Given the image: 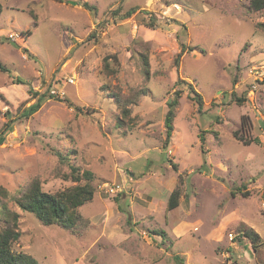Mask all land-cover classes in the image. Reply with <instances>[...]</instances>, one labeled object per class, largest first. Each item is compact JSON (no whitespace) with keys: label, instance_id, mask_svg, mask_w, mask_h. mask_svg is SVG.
Listing matches in <instances>:
<instances>
[{"label":"rangeland","instance_id":"obj_1","mask_svg":"<svg viewBox=\"0 0 264 264\" xmlns=\"http://www.w3.org/2000/svg\"><path fill=\"white\" fill-rule=\"evenodd\" d=\"M0 9V62L6 66L0 70V128L11 120L0 140V204L19 213L14 251L30 254L36 264H221L227 231L246 225L264 236V84L249 92L247 74L251 64L264 63V8L253 10L250 0H0ZM9 33L22 38L12 41ZM104 59L111 70L103 69ZM70 75L65 100L31 90ZM179 79L202 96L200 110ZM137 89L147 93L129 105L131 119L118 126L121 115L110 94ZM179 89L171 145L164 148L166 102ZM232 92L244 101L237 104ZM38 98L40 107L22 116ZM243 114L258 142L232 137ZM130 155L135 159L126 162ZM71 165L90 170L95 186L92 200L79 208L86 221L76 231L43 224L10 199L34 179L48 192L75 184ZM129 165L145 174L156 169L164 181L176 178L181 204L167 218L162 204L153 208V219L105 217L106 199L114 197L101 186L130 182ZM262 242L254 252L243 250L237 262L264 264Z\"/></svg>","mask_w":264,"mask_h":264},{"label":"trees","instance_id":"obj_2","mask_svg":"<svg viewBox=\"0 0 264 264\" xmlns=\"http://www.w3.org/2000/svg\"><path fill=\"white\" fill-rule=\"evenodd\" d=\"M63 2L66 0H56ZM81 4V3H77ZM84 4V5H83ZM83 6L90 8V5L87 2H84ZM250 7L253 10H259L264 8V0H250ZM134 11L129 9L125 15L128 16ZM1 12V9H0ZM153 25V24H150ZM14 43V42H13ZM15 45H17L15 43ZM18 46V45H17ZM25 50V47H22ZM184 52V46L182 45L181 50L174 58L175 66L178 65L179 59ZM29 58L33 56L30 53H26ZM103 69L111 70L109 67V62L106 59L103 61ZM143 71L145 77L149 76V65L146 59L143 60ZM0 70L6 71V66L0 62ZM15 81L18 82V78H15ZM178 81V80H177ZM178 82L186 83L188 86V97L190 100L198 104L199 110L203 105L202 96L195 90L193 85L187 82L184 79H179ZM236 78L234 77L233 83L235 84ZM147 90L137 89L133 90L128 95H122L117 92H112L110 96L113 98L116 107L118 108L121 117L117 118L116 123L119 124L124 122V118L130 120L131 108L130 104H136L137 99L141 95H145ZM181 90H176L174 97L170 98L167 103V111L164 116L163 124L165 128V139L164 146H166L171 138L173 131V120L175 117V111L178 103V98L180 96ZM232 95L235 97V93L232 92ZM43 94L40 96L42 97ZM40 99L38 98L34 103L31 104L27 109L24 108L22 111V116L30 115L35 112L40 107ZM65 100V99H64ZM237 104H241L244 99L235 97L234 99ZM67 101V100H66ZM79 110V108H78ZM240 126L238 129L232 131V137L243 143L250 144L251 142H258L256 137H250L249 132L251 129V122L247 115H241ZM11 120L6 121L3 126L0 128V140L5 137L9 132ZM200 140V148L202 152L204 151L205 138L203 132L198 134ZM59 153V152H58ZM62 158V155H60ZM68 176L76 182L75 184L57 190L53 192L44 191L41 188L40 182L38 179H34L30 182L28 186L21 190H17L10 199L14 204L20 208L22 211H27L33 213L35 217L40 220L43 224L46 225H57L65 230L76 231L78 226L85 222V218L81 215L79 208L83 204L92 200L95 186L92 183V172L90 170L80 171L78 167L74 165L70 166V171ZM2 188H0V192ZM180 188L176 184V187L171 191L166 203V211L177 207L180 197ZM242 195H247V192L240 191ZM19 213L16 210L10 209L6 203L0 204V264H36V259L28 253L25 252H16L12 249L13 243L17 241L20 236V231L18 229L19 222ZM129 222V220H128ZM157 231V230H153ZM237 232V239L241 241L242 238H246L248 241L249 248L254 251L257 250V247L263 242L259 234L252 228L246 225H240L235 229ZM157 233L164 236L163 232L159 230Z\"/></svg>","mask_w":264,"mask_h":264},{"label":"crops","instance_id":"obj_3","mask_svg":"<svg viewBox=\"0 0 264 264\" xmlns=\"http://www.w3.org/2000/svg\"><path fill=\"white\" fill-rule=\"evenodd\" d=\"M163 120H164V118H163ZM171 136H172V134H171ZM167 145L170 146L171 143L167 144ZM172 145H174V144H172ZM163 146H164V144H163ZM166 146H164V148ZM134 157H136V156L130 155L126 158L125 161L128 162L130 159L131 160L135 159ZM145 160H146V163L148 164V162L150 163L151 158L147 157ZM166 165H168V164H166ZM175 166H177V163L175 164ZM165 168H166L165 171L167 172L168 168L166 166H165ZM131 169L132 170L130 172V178H129L130 182H126V181L123 182L121 180L117 181V182L123 183V185H124L125 191L123 193H120V194H123L124 197L118 199L119 197H117V196L120 194H118L116 196L108 194L109 196H112L114 198L113 199H110V198L106 199L107 200L106 206L108 205V209L104 214L105 217L107 218L110 215H117V213H118V214H124L126 216H129V214H132L133 218L135 216H142L143 218L146 216H149V218L153 219V217H154L152 214L153 208H155V206L158 204H160V205L162 204L164 207V217L167 218L168 213L174 209L173 208V209L166 211L165 208H166V203H167V199L169 197V194L172 191V189L176 186V178H170L168 176V180L164 181V180H161V178L159 176V175H163V174L156 173V169H152V168L149 169L148 168V171L146 174L140 173V170H135L133 167H131ZM175 169H176V167H175ZM134 172H136V173H134ZM263 187H264V185H263ZM247 189H249V188H247ZM103 191H105V190L103 189ZM262 199H264V198H261L260 201ZM180 204H181V195L179 197V203H178L177 207ZM259 207H260V204H259ZM260 209L264 212V209H262L261 207H260ZM262 214L264 215V213H262ZM232 218H236V216H233ZM236 219H238V220H240V222H242V220L244 218L242 216H240ZM128 220L129 219L127 218V223H130V220H129V222H128ZM171 220H173V218H171ZM254 230L259 234V236L263 240L264 236L261 235L256 229H254ZM125 235H127V234H125ZM238 242H239V244L237 243L236 246H231L230 242H229V246L225 247L222 251L228 249V251L230 252L231 255H233V257L242 255L240 257V260H241L243 258V254H242L243 250H249L250 248L248 245V241L246 239H241V241H238ZM220 260H221L220 263H222V258Z\"/></svg>","mask_w":264,"mask_h":264},{"label":"built area","instance_id":"obj_4","mask_svg":"<svg viewBox=\"0 0 264 264\" xmlns=\"http://www.w3.org/2000/svg\"><path fill=\"white\" fill-rule=\"evenodd\" d=\"M172 8L175 11L180 10V6L176 3L172 4ZM135 26V25H134ZM8 37L12 40L17 42L18 38H22V35L20 33H9ZM248 77L250 78V90L249 92H254L259 83L264 84V63L263 64H251L248 67L247 70ZM63 82H54L53 84L48 85L44 90H40L39 86H32L31 90L34 93L41 92L43 95L46 94L49 98L64 100L66 98V92L64 89V84H72L74 83V76H66L62 80ZM262 131L264 132V127L262 128ZM103 187V188H102ZM101 189H104L108 194L110 195H118L120 193H123L125 191L123 183L117 182L116 184H109L105 186H101ZM260 207L264 209V199L260 201ZM238 235L235 231H227L226 238L230 242L231 246H236V244H239V240L237 239ZM242 239H246L245 237ZM222 258L221 264H240L237 262V260H240L241 256H235L230 254L228 249L224 250L220 254ZM237 258V259H236Z\"/></svg>","mask_w":264,"mask_h":264}]
</instances>
